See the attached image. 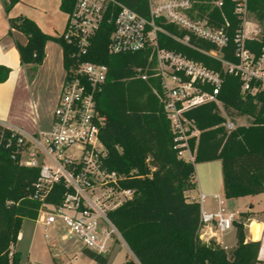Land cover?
Masks as SVG:
<instances>
[{
	"label": "trees",
	"instance_id": "16d2710c",
	"mask_svg": "<svg viewBox=\"0 0 264 264\" xmlns=\"http://www.w3.org/2000/svg\"><path fill=\"white\" fill-rule=\"evenodd\" d=\"M21 1L3 0L7 14ZM118 1L149 16V0ZM200 1L201 12L213 9L212 14L219 23L224 22L223 13L230 20L231 41L223 53L228 61L237 63L234 39L240 19L235 13L236 2L224 0L219 8L213 5L215 0ZM75 3L76 0H62L61 9L69 13ZM247 6L264 23V0H247ZM9 23L11 33L16 29L27 36V43H18L17 47L22 64L32 65L30 78L42 64L49 40L63 46L66 70L75 61L76 57L71 54L73 46L62 36L44 33L31 18L11 16ZM158 23L178 33L173 25ZM112 28V25L104 26L98 31L84 59L109 67L107 81L96 97L98 110L106 116L100 137L108 150V169L125 175L122 186L135 191L132 199L108 212L134 255L123 264H257L261 240H247L242 221L235 224L237 244L230 250L214 239L202 240L201 203L191 199L188 192L197 187L196 164L220 159L227 198L264 193V89L254 94L243 92V80L238 75L223 72L220 61L159 32L161 48L182 52L222 71L223 84L218 98L226 114L229 117L247 115L251 119L249 125L228 131L226 116L215 102L190 110L188 117L194 119L202 131L197 156L194 162L179 159L173 148V133L164 106L153 91V87L161 90L160 78L152 77L147 82L137 76L136 68L146 67L150 51L109 53ZM197 43L206 49L213 47L201 39ZM263 45L260 41L247 40V47L256 55H260ZM9 74V68L0 66V82ZM250 87H260V83L252 81ZM12 133L0 123V264H23V253L16 248L19 235L24 221L35 222L42 206V201L35 197L40 169L20 164L22 147ZM194 142L193 139V146ZM66 191L63 183L56 184L46 202L60 203ZM241 215L248 217L250 213ZM83 252L100 264L109 262L108 256L88 249Z\"/></svg>",
	"mask_w": 264,
	"mask_h": 264
},
{
	"label": "built area",
	"instance_id": "2783aa9c",
	"mask_svg": "<svg viewBox=\"0 0 264 264\" xmlns=\"http://www.w3.org/2000/svg\"><path fill=\"white\" fill-rule=\"evenodd\" d=\"M233 1L240 19L234 39L237 63L228 61L223 53L231 41L230 20L223 13L224 22L219 23L212 14L213 9L201 12L200 0H149L148 17L118 0H76L61 35L73 46L71 54L76 58L66 70L52 127L35 134L12 130V136L22 147L20 164L40 169L35 197L42 201V206L35 223L42 227L46 238L60 226L65 229L63 239L76 238L83 249L104 256L118 242L127 245L108 212L132 199L135 191L122 186L125 175L109 170L106 165L108 150L100 137L106 116L98 110L96 97L107 81L109 67L84 59L94 36L102 27L112 25L109 53L150 51L146 67L136 68L137 76L147 82L152 77L160 78L161 90L153 87V91L170 122L173 148L179 159L194 162L202 131L187 113L208 102H215L223 110L218 98L223 84L222 71L240 76L243 92L254 94L264 89V45L260 55L247 47V40L264 44V23L263 26L256 23L250 29L251 22L246 19L250 13L247 0ZM212 3L221 8L224 0ZM158 21L173 25L178 33L167 30ZM159 32L220 61L222 71L182 52L161 48ZM198 39L213 47H201ZM252 81L259 82L260 87L251 88ZM225 126L228 131L238 127L228 116ZM59 183L67 190L63 199L58 204L47 203L48 193ZM205 198L206 194L200 193L193 199L204 201ZM236 220L237 213L222 203L217 210H202L201 214L202 229L209 227L219 233L227 232Z\"/></svg>",
	"mask_w": 264,
	"mask_h": 264
},
{
	"label": "crops",
	"instance_id": "0c3cea01",
	"mask_svg": "<svg viewBox=\"0 0 264 264\" xmlns=\"http://www.w3.org/2000/svg\"><path fill=\"white\" fill-rule=\"evenodd\" d=\"M61 1L22 0L7 14L3 0H0V66L10 69L9 77L0 82V123L13 131L35 134L38 131H46L52 127L53 113L66 78V68L63 46L56 40H49L45 44V58L42 64L39 65L35 76L30 78L29 70L32 65L22 64L17 47L18 43H27V36L16 29L12 33L10 32L9 17L26 16L34 20L44 33L53 37H60L68 22V13L61 9ZM222 113L228 116L224 109ZM236 116L241 121V124H236L237 126L250 124L248 123L249 116ZM219 163L222 165L220 159L196 164V188L199 194H206L204 201H197L201 203L202 210L215 211L221 203L228 209L235 210L238 213L236 222L242 221L245 224L247 240H261L260 261L257 264H264V207L260 208L264 199H261V196L264 193L227 198L224 190L223 173L211 184L198 178V166L211 173L213 168L220 165ZM193 191L188 192L191 199L194 198L191 195ZM240 199H248L245 210L236 209ZM243 212H249L250 215L243 217L241 215ZM235 224L228 230L229 236H227V232L219 233L207 227L201 230V238L205 242L214 239L224 248L230 250L237 244ZM60 228L58 226L57 230ZM24 238L25 232L22 226L19 241ZM22 263L33 264L30 259L25 262L24 255Z\"/></svg>",
	"mask_w": 264,
	"mask_h": 264
},
{
	"label": "rangeland",
	"instance_id": "374dc122",
	"mask_svg": "<svg viewBox=\"0 0 264 264\" xmlns=\"http://www.w3.org/2000/svg\"><path fill=\"white\" fill-rule=\"evenodd\" d=\"M246 19L251 22L248 24L250 29L253 28L256 23L263 26V21L260 20L256 13L250 12L248 16H246ZM237 117L238 116L229 118L238 125L241 124V121L238 120ZM250 122L251 119L248 118V123ZM219 164L218 167L216 166V168H213L211 173H208L201 169V166H198V178L211 184L216 178L222 176L223 168L221 163ZM198 194L199 191L197 188L191 193L194 198H197ZM263 198L264 195L261 196V199ZM247 201L248 199H240L236 209L245 210ZM261 207H264V199L263 203L260 205V208ZM57 228L52 231V236L50 238H46L41 226L29 219L24 221L23 231L25 232V238L17 243V249L22 251L25 262L30 259L33 264H100L83 252L82 244L76 238H71L69 240L62 238L65 232L64 227L58 230ZM227 236H229V231H227ZM227 244H229V242H227ZM107 256L109 258L108 264H123L129 258L134 257L130 248L122 242H118L112 252Z\"/></svg>",
	"mask_w": 264,
	"mask_h": 264
}]
</instances>
